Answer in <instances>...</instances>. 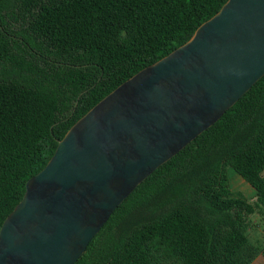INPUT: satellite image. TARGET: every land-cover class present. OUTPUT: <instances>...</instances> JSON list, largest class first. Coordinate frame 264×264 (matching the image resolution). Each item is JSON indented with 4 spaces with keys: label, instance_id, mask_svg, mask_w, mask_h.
I'll use <instances>...</instances> for the list:
<instances>
[{
    "label": "trees",
    "instance_id": "16d2710c",
    "mask_svg": "<svg viewBox=\"0 0 264 264\" xmlns=\"http://www.w3.org/2000/svg\"><path fill=\"white\" fill-rule=\"evenodd\" d=\"M227 0H0V228L91 107ZM256 190L236 192L229 169ZM264 208V76L115 210L75 264H252Z\"/></svg>",
    "mask_w": 264,
    "mask_h": 264
},
{
    "label": "water",
    "instance_id": "95a60500",
    "mask_svg": "<svg viewBox=\"0 0 264 264\" xmlns=\"http://www.w3.org/2000/svg\"><path fill=\"white\" fill-rule=\"evenodd\" d=\"M264 76V0H227L58 140L0 228V264H75L156 169Z\"/></svg>",
    "mask_w": 264,
    "mask_h": 264
},
{
    "label": "rangeland",
    "instance_id": "374dc122",
    "mask_svg": "<svg viewBox=\"0 0 264 264\" xmlns=\"http://www.w3.org/2000/svg\"><path fill=\"white\" fill-rule=\"evenodd\" d=\"M233 174L236 173L233 171V169L230 168L229 175L231 180L230 181L231 186L240 191L241 190L245 191L244 188L246 182L240 176H238V174L236 175ZM251 220L253 225L250 231V236L252 238V241L256 243V245L259 246L261 249L264 247V208L261 209L260 212H257L254 215H252ZM252 264H264V256L260 253Z\"/></svg>",
    "mask_w": 264,
    "mask_h": 264
},
{
    "label": "crops",
    "instance_id": "0c3cea01",
    "mask_svg": "<svg viewBox=\"0 0 264 264\" xmlns=\"http://www.w3.org/2000/svg\"><path fill=\"white\" fill-rule=\"evenodd\" d=\"M232 169V168H231ZM230 170V169H229ZM236 174H238L235 170H233ZM236 174H233V175H236ZM238 176H240L239 174H238ZM229 177H230V175H229ZM241 177V176H240ZM233 178H234V176H233ZM242 178V177H241ZM243 179V178H242ZM244 180V179H243ZM231 181V180H230ZM245 181V180H244ZM246 182V181H245ZM230 184H231V182H230ZM247 184V185H246ZM246 184H245V191H243V190H238V189H235L234 187H232V189L234 190V191H236V192H241L242 193V195L243 196H245L247 199H249V200H254L255 198H256V190H255V188L254 187H252V185H250L248 182H246ZM255 261V260H254Z\"/></svg>",
    "mask_w": 264,
    "mask_h": 264
}]
</instances>
